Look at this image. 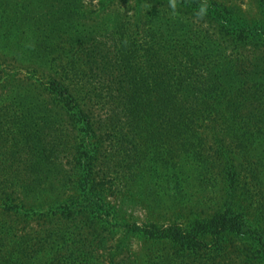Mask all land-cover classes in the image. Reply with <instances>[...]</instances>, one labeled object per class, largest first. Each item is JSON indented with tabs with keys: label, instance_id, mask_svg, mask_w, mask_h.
I'll return each mask as SVG.
<instances>
[{
	"label": "trees",
	"instance_id": "1",
	"mask_svg": "<svg viewBox=\"0 0 264 264\" xmlns=\"http://www.w3.org/2000/svg\"><path fill=\"white\" fill-rule=\"evenodd\" d=\"M174 2L0 0V264H264V0Z\"/></svg>",
	"mask_w": 264,
	"mask_h": 264
},
{
	"label": "rangeland",
	"instance_id": "2",
	"mask_svg": "<svg viewBox=\"0 0 264 264\" xmlns=\"http://www.w3.org/2000/svg\"><path fill=\"white\" fill-rule=\"evenodd\" d=\"M232 2H235V3H238L240 6H242L244 9L248 10L249 8H251L252 10V7H256V1L257 0H231ZM192 195V194H191ZM198 197L201 198V196L198 194L194 195L193 196V201L195 199H198ZM255 200L253 202H251V204H253V206H259V207H262V205L264 204V198H260V197H257V198H254ZM250 202L248 203H244L245 204H249ZM137 211H136V215H138L141 219H143L145 217V210L142 206H139L136 208ZM172 211H164V212H159L157 210H153V212L155 213L156 216H153L154 219H158L159 221H162L163 223H170L172 222L174 219H175V216L174 215H178V216H181L178 214L179 211H175L177 214H174V210L171 209ZM157 212H159V216L157 214ZM187 212V211H186ZM191 216H189L188 212L186 213V218H190ZM160 222V223H162Z\"/></svg>",
	"mask_w": 264,
	"mask_h": 264
},
{
	"label": "clouds",
	"instance_id": "3",
	"mask_svg": "<svg viewBox=\"0 0 264 264\" xmlns=\"http://www.w3.org/2000/svg\"><path fill=\"white\" fill-rule=\"evenodd\" d=\"M172 7L175 8V2L172 0Z\"/></svg>",
	"mask_w": 264,
	"mask_h": 264
}]
</instances>
